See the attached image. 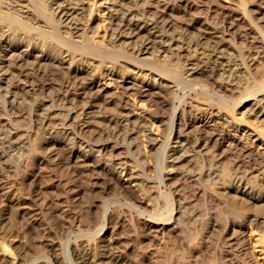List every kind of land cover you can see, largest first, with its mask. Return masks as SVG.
Listing matches in <instances>:
<instances>
[{
	"label": "bare ground",
	"instance_id": "bare-ground-1",
	"mask_svg": "<svg viewBox=\"0 0 264 264\" xmlns=\"http://www.w3.org/2000/svg\"><path fill=\"white\" fill-rule=\"evenodd\" d=\"M12 1L0 0L5 17L9 12L4 21L19 24L29 34H50L58 49L42 39L10 35L0 25V104L13 111L29 97L34 126L50 135L42 142L49 147L43 161L56 164L65 176L44 181L50 183L45 192L56 198L50 207L45 200L40 203L45 193H40L41 185L37 189L48 172L31 161L18 162L24 167L21 184L29 185L25 197L15 199L13 193L10 200L3 178L0 224L14 210L29 224L30 245L44 257L28 258L23 242L12 239L6 242L16 254L5 243L0 261L152 264L151 259L129 257L132 245L117 237V224L124 220L112 207L125 198L139 220L162 238L160 244L165 232H171L169 264H264V80L254 91L241 89L234 79L236 73H261L264 0H237L238 5L221 0H29L39 4L33 9L22 7L26 0ZM170 60L177 61L178 69L165 74L162 63ZM177 80L188 88L178 107ZM187 99L191 105L185 109ZM161 109L170 111L169 117H159ZM12 133H2L0 145L10 144L15 152L13 143L23 140ZM153 150L156 162L151 160ZM94 171L106 179L100 183L103 177L97 173L99 178L87 177ZM152 172L158 173V187L149 178ZM100 184L106 198L88 206L90 212L104 208L95 223L99 234L73 244L56 240L54 229L66 227L63 221L74 211L71 203L77 205ZM156 196L161 205L153 218ZM77 215L69 225L76 231ZM165 259L164 264L170 260Z\"/></svg>",
	"mask_w": 264,
	"mask_h": 264
},
{
	"label": "rangeland",
	"instance_id": "rangeland-1",
	"mask_svg": "<svg viewBox=\"0 0 264 264\" xmlns=\"http://www.w3.org/2000/svg\"><path fill=\"white\" fill-rule=\"evenodd\" d=\"M17 1V0H16ZM15 1V2H16ZM25 1V0H24ZM29 0H26L25 2H21V5L23 4V8L25 9V8H29V7H31L32 9H33V7H32V5L34 4V2L33 1H36V2H38L37 0H33L32 2V5H31V0L28 2ZM223 3H225V4H227V5H238V1L237 0H221ZM13 2V4L15 3L14 1H12ZM35 2V4H37V5H33L34 7H37L39 4L38 3H36ZM8 3V2H7ZM30 3V4H29ZM1 5H3V4H1ZM24 5H25V7H24ZM27 5V6H26ZM30 5V6H29ZM1 7H3V6H1ZM0 7V8H1ZM18 7H21L20 6V4L18 5ZM21 7V8H22ZM3 10V12L1 13V11ZM0 10V17H5V15H6V12H7V10L3 7V8H1ZM5 10V11H4ZM5 12V13H4ZM2 14H3V16H2ZM5 14V15H4ZM8 15L7 16H9V12L7 13ZM7 16L5 17V18H0V25H3V26H6L5 27V30H6V32L7 33H10V35L11 34H13V35H16V36H21V37H19V38H22V39H33L34 41H40L41 39L44 41V43H46L51 49H53V50H56V48L58 47L56 44H58L57 42H56V39L54 38V37H49L50 36V34H47L48 35V37H46L45 35L43 36V34H40L39 35V33H37L39 36H37L36 35V33L34 32H30V34H29V30L27 29V30H25V29H23L22 28V26H20L19 24H15V23H13V24H9V22L8 21H4V20H7ZM3 20V21H2ZM5 22H8V24L7 23H5ZM15 24V25H14ZM14 25V26H13ZM9 26H10V28H9ZM19 26V27H18ZM22 28V29H21ZM8 30V31H7ZM24 30V31H23ZM14 32V33H13ZM18 32V33H17ZM17 33V34H16ZM27 33V34H26ZM32 33V34H31ZM21 34V35H20ZM22 35H24V36H22ZM27 35V36H26ZM31 36V37H30ZM37 36V37H36ZM26 37V38H25ZM43 37V38H42ZM54 38V39H53ZM41 40V41H42ZM43 41H42V43H43ZM57 46V47H56ZM56 47V48H55ZM58 49V48H57ZM150 59L151 58H149L148 57V60H147V62H149L150 61ZM170 63V64H169ZM163 64V67H164V73L166 74L167 72H171V70H175V69H178V64H177V61H172L171 62V60L170 61H168L167 63H162ZM160 66H161V64H160ZM167 67V68H166ZM258 68H260V67H258ZM262 68H263V70H262ZM260 72L261 73H256V75H255V73L254 72H251V73H249V72H247V73H244V72H242V74H237L236 73V77L234 78L235 79V83H237L240 87H241V89H244V88H246V87H249L250 89H254V91H259L260 89H261V85L263 84V80H264V74H263V72H264V65H263V67L261 66V69H260ZM250 74V75H249ZM258 74V75H257ZM260 74V75H259ZM53 78V80H55V79H58V77L57 76H53L52 77ZM141 79H144V80H146V81H148V78H145V77H140ZM159 79V78H158ZM218 80H220L221 81V78L220 79H218ZM176 81V80H175ZM177 82L180 84L181 82L179 81V80H177ZM200 83H202L201 81H199ZM200 83H198V84H200ZM182 89V90H181ZM180 90H181V92H180ZM183 90H185V92H187V90H188V88H186V89H183V86H182V84H180V85H178V87H177V91H179V96H178V98H177V100H175V106L176 107H178V106H180V100L182 99L181 97L183 96ZM48 94H46V95H44V97H48L47 96ZM163 96H164V94H163ZM167 96V95H166ZM166 96H164V97H166ZM51 97V96H50ZM193 97H194V95H193ZM1 98H2V96H0V101H4V100H1ZM27 98H28V100H29V97H26L25 98V100H24V103H22L21 105L19 104V108H17L16 110H18V111H16V110H9V107H7V105L6 104H4V102H1V104L3 105H1L0 106V124L1 123H3V125L1 124L0 126L2 127H0V135H2V137L4 138V136L6 137V136H11V131L13 132L12 133V136H15V134H16V136H15V138L17 139L18 137H20V138H18L19 140L20 139H22L23 141L21 142V145H17L16 143H13V146H14V144H15V147H16V150H15V152L13 151V150H11V148L9 147V145L8 144H4V145H0V152H1V157L2 158H4V159H1L0 158V166L2 165L3 167H6L5 169L1 166L0 167V173H2L1 175H0V184L3 182H5V180H6V183H7V187H9L8 188V190H10V192H9V195H11V196H9L8 195V198L10 199L12 196H13V193H14V198L15 199H17L18 197L20 198V196H26L27 194L26 193H28V190H29V185L28 184H25V185H22L21 184V182H22V171L24 170V167H23V165H20L19 163H21V161H24V162H26V161H31V163H33V164H35L36 166H38L37 167V169L38 170H44V171H46V172H48V173H50V174H48V173H46V179L47 180H41L42 181V184H40L41 183V181H40V183H38V185H37V189L39 190L40 188H41V194H44L45 193V195H44V197L45 198H43V199H41V201H40V203L41 204H43L42 203V201L44 202V200H45V202L46 203H48L47 205H49V207H50V204H49V202H51L52 200L54 201V200H56V198H55V196L53 195V197H54V199H52L53 197L49 194V192H48V194H47V192H45V188H46V186L48 185V184H50L51 182H55L54 180H57V179H60V178H63V176H65V175H63L62 174V171L63 170H61L60 168H56V164H53V165H51V166H48V165H46L45 164V162L43 161V159H45V157L47 156V155H49V147H47L44 143H42L46 138H49V134H45V133H43L42 131H39V130H37V128L36 127H38V125L36 126V124H35V126H34V124H33V122H34V118H33V112H32V110H31V105H30V103H29V101L27 100ZM166 98H169V100H171V102L173 101L172 99H173V97L172 98H170V97H166ZM2 99H4V98H2ZM168 100V99H167ZM19 101V100H18ZM163 101V100H162ZM180 101V102H179ZM191 100H189V99H187V100H185V103H183V105H184V108L185 109H187L190 105H191V102H190ZM159 103H161V101H159ZM4 109H3V108ZM5 107H6V109H5ZM9 111H11V112H9ZM23 109V110H22ZM5 110H7V111H5ZM22 111H24V113H22ZM2 112V113H1ZM7 112V113H6ZM13 112V113H12ZM14 113H15V115H17V113H18V117L16 116L15 117V115H14ZM31 113V115H28V114H30ZM41 113V112H40ZM165 113V114H164ZM11 114V115H10ZM23 114V115H22ZM162 114V115H161ZM171 113H170V111H168V110H166V109H161L160 111H158V116L159 117H164L165 115L167 116V117H169V115H170ZM9 115V116H8ZM12 115L14 116V117H12ZM20 116V117H19ZM32 116V117H31ZM165 116V117H166ZM1 117H2V119H1ZM13 119V120H12ZM3 120V121H2ZM9 120V121H8ZM10 120H12V121H10ZM15 120H17L16 122H15ZM32 120H33V122H32ZM5 122V123H4ZM9 122V123H8ZM14 122V123H13ZM37 123V122H36ZM10 124V125H9ZM11 126V127H10ZM5 127V128H4ZM10 127V128H9ZM4 128V129H3ZM11 128H13V130L11 129ZM8 129V130H7ZM16 131H15V130ZM2 130V131H1ZM4 130V131H3ZM9 130H11V131H9ZM17 130L19 131V132H17ZM6 131H7V133H6ZM8 131H9V134H8ZM37 131V132H36ZM163 136L164 137H166L167 135H168V131H167V128L164 126V128H163ZM16 132V133H15ZM28 134H27V133ZM40 132V133H39ZM167 132V133H166ZM2 133H4V136H3V134ZM20 133V134H19ZM6 134V135H5ZM14 134V135H13ZM22 134H26V135H22ZM20 135V136H19ZM18 136V137H17ZM29 137V138H28ZM15 139V140H16ZM17 139V140H18ZM26 141H25V140ZM16 140V141H17ZM15 141V142H16ZM18 142V141H17ZM23 143H25V144H23ZM27 143H28V145H27ZM23 145V146H22ZM27 145V146H26ZM6 147V148H4V147ZM19 146H21V147H19ZM10 149H9V148ZM26 147H27V149H26ZM19 148V149H18ZM23 148H25V149H23ZM43 148V149H42ZM44 148H46V149H44ZM7 149V151L6 152H2V150L4 151V150H6ZM29 149V150H28ZM141 149H142V147H141ZM26 150H27V152H26ZM46 150H48L47 152H46ZM66 150V149H65ZM18 151V152H17ZM21 151V152H20ZM44 152V153H43ZM5 153L7 154V155H5ZM8 153H9V155H8ZM11 153V154H10ZM45 153H46V155H45ZM151 153H152V157L153 158H151V160L152 161H155L156 162V151H151ZM3 154V155H2ZM125 154V153H124ZM11 155H12V158H11ZM14 156V157H13ZM17 156V157H16ZM43 156H44V158H43ZM5 157H6V159H5ZM19 157V158H18ZM10 158V160H8ZM17 158V159H16ZM16 159V160H15ZM21 159V160H20ZM26 159V160H25ZM41 159H42V161H41ZM5 160H6V162H5ZM18 160V161H17ZM33 161V162H32ZM5 162V163H4ZM9 162H10V164H9ZM19 162V163H18ZM3 163V164H2ZM7 163V164H6ZM11 163H12V165H11ZM16 163H18V164H16ZM6 164V165H5ZM15 166H14V165ZM29 164H30V162H29ZM9 167H8V166ZM21 166V168H20V166ZM56 165V166H55ZM10 166H11V169H10ZM18 166V167H17ZM46 166V167H45ZM53 166V167H52ZM12 167H17L16 169L17 170H13V168ZM42 167V168H41ZM19 168V169H18ZM41 168V169H40ZM50 168V169H49ZM1 169H3V171H1ZM10 169V170H9ZM21 169V170H20ZM58 169V170H57ZM10 172H9V171ZM42 170V171H43ZM48 170V171H47ZM52 170V171H51ZM54 170V171H53ZM4 171H6L5 173H3ZM56 171V172H55ZM7 172H9V173H11V174H9V173H7ZM17 173H19V174H17ZM55 173V174H54ZM95 173H97V175L98 176H100V178L101 177H103V178H101L100 179V183H102L103 181H104V179H106L104 176H103V174H100V172H97V171H94V174H93V172L91 173V175H89V176H87V177H89L90 179H93L95 176V178H99ZM4 174V175H3ZM6 174V175H5ZM62 174V175H61ZM9 175V176H8ZM18 175H20V177L18 176ZM47 175H49L50 176V178H49V176H47ZM1 176H2V178H1ZM17 176L19 177V178H17ZM55 176V177H54ZM92 178H91V177ZM8 177V178H7ZM51 177H52V179H51ZM59 177V178H58ZM5 180H4V179ZM10 178V179H9ZM44 178V179H45ZM57 178V179H56ZM65 178V177H64ZM146 178V177H145ZM149 178H151L152 180H153V182H155V185H156V187H158V173L157 172H152L151 174H150V177ZM2 179H3V181H2ZM13 179V180H12ZM49 179V180H48ZM103 179V180H102ZM10 180H12V181H10ZM17 180V181H16ZM19 180H20V182H19ZM51 180H53V181H51ZM50 182V183H48V184H46L45 182ZM102 181V182H101ZM9 182V183H8ZM14 182H15V186H14ZM44 183H45V185H44ZM9 185V186H8ZM17 185H19V186H17ZM41 185V186H40ZM101 185L102 184H100V185H98V186H96V191H99V192H94V193H92L91 195H89V197L88 196H84V197H82V198H80V200L79 201H77V205H75L76 203H71V208H69L70 210H71V212L73 211V213L72 214H70L71 215V217H75V215L76 214H78L77 216L79 217L78 218V221H79V219H80V222H77V224H76V226L79 224L80 226V228H79V230H75V229H72L70 226H72V224H73V219L69 216V217H67V219L66 220H64L63 222L65 223V226L68 228V229H66V227L62 230H60V229H54V231L56 232L55 233V235H56V237H54V238H56V240H57V238L60 240H58L59 242H62L63 244H73V243H75V242H77L78 240H89L90 238H94V236H97L98 234H99V231H98V229H97V227H96V225H95V223L98 221V219L99 220H101L102 219V217H103V213H104V208L103 209H99L98 211H92V212H90L89 210H88V206H89V204L91 203V202H94V203H98V202H102L106 197H103L104 195H103V191H101L102 190V187H101ZM11 186V187H10ZM39 186H40V188H39ZM17 187V188H16ZM21 187V188H20ZM12 188V189H11ZM100 188V189H99ZM16 189V190H15ZM21 189H23V190H21ZM26 193H25V192ZM101 191V192H100ZM20 192V193H19ZM23 192V193H22ZM12 193V194H11ZM19 193V194H18ZM22 193V194H21ZM102 193V194H101ZM16 194V195H15ZM25 194V195H24ZM18 195H20V196H18ZM50 195V196H49ZM101 195V196H100ZM49 196V197H48ZM13 197H12V199H10V200H14L13 199ZM41 197H43V195H41ZM52 197V198H51ZM100 197V198H99ZM119 197V196H118ZM2 193L0 192V204H2V205H4V202H5V199H4V202L2 201ZM50 199V201H49V199ZM90 198V199H89ZM93 198V199H92ZM102 198H104V199H102ZM158 198V196H156V197H154V200H153V206H154V210L153 211H151L150 212V214H151V216L153 217V218H156V213L158 212V208H159V206L161 205V203H160V201H159V199H157ZM48 200V201H47ZM90 200V201H89ZM16 201V200H15ZM52 201V202H53ZM117 201V200H116ZM131 201V200H130ZM3 202V203H2ZM51 202V203H52ZM55 202V201H54ZM53 202V203H54ZM72 202H74L73 201V199H72ZM126 202H128L125 198H120V200L119 201H117V202H115L116 204L112 207V210H114V212L116 213L115 214V216L117 217V218H120V219H123L124 220V222L122 223V222H118L119 224H117L118 225V227L119 228H117L118 229V233H117V237H118V239H121L122 241H123V244L124 245H126V246H130V245H132V246H130V247H128L129 249H130V252L128 253V255H129V257H131V258H133V259H142V258H147L148 259V261L150 260V262L152 263V264H164V262H162L163 261V259H165L166 257H164V256H167L168 258H166L167 259V261H168V259H170L168 262H165V264H169V262L171 261V255H172V251H173V240H172V234H171V232L169 231V230H167L166 232H165V234H164V236H166V237H164L163 239H165V240H163V244H160V241L162 240V238L159 236V235H157V233L155 232V230L153 229H150V228H148V227H146V225H145V223H144V220L143 219H141V220H139L140 218H139V215H138V213H135V211L133 210V209H131L129 206H128V204L126 203ZM53 203L51 204V205H53ZM126 203V204H125ZM125 204V205H124ZM2 205H0V211H1V209H2ZM47 205H45V203H44V205L43 206H46L47 207ZM2 206V207H1ZM86 206V207H85ZM75 208V209H74ZM130 208V209H129ZM44 212H45V214H46V211L44 210ZM101 212V213H100ZM153 212V213H152ZM1 214V213H0ZM72 215H74V216H72ZM122 215V216H121ZM8 221L7 222H5V223H2V224H0L1 226H0V254H3L4 253V248H3V244L5 245V243L8 245V243L6 242V240H12V239H15V240H19V241H21V242H23V244L25 245V247H26V250H25V253H26V256L28 257V258H30V259H32L33 258V260L34 259H37V258H43L44 257V255L42 254V252L41 251H39L37 248H34V247H32L31 245H30V238H31V236H32V233L29 231V224L27 223V222H25V221H23L22 222V220L16 215V213H15V211L14 210H10L9 211V213H8ZM124 216V217H123ZM132 217H134V218H132ZM127 218V219H126ZM72 219V220H71ZM132 219H133V221H132ZM70 220V221H69ZM139 220V221H138ZM66 221H68V222H66ZM141 221H143V222H141ZM70 222H71V224H70ZM128 222V223H127ZM131 222V223H130ZM141 222V223H140ZM1 223V222H0ZM69 223V224H68ZM130 223V224H129ZM4 224V225H3ZM51 225H52V223H50ZM116 224V223H115ZM28 225V226H27ZM70 225V226H69ZM123 225V228L121 227ZM127 225V226H126ZM144 226V228H142L143 226ZM142 226V227H141ZM146 228V229H145ZM70 229V230H69ZM142 230V232H141V230ZM57 230V231H56ZM60 230V231H59ZM68 230V231H67ZM72 230H73V232H72ZM75 230V231H74ZM135 230H139V231H136L135 233H133ZM144 230H146V232H145V234L143 233V231ZM151 230V231H150ZM59 231V232H58ZM70 231V232H69ZM120 231V232H119ZM150 231V232H149ZM149 232V233H148ZM136 233H138V234H136ZM155 233V234H154ZM170 233V234H169ZM130 234L132 235V236H134V235H136V236H134V237H132V236H130ZM140 234L141 235H143V237L145 236V237H147V239L145 238H142V236H140ZM147 234H150L149 236L151 237H149V236H147ZM156 235H157V237L158 238H156L155 239V237H156ZM119 236H121V237H119ZM123 236H124V238L126 237L127 238V236H128V238H130V239H124L123 238ZM155 236V237H154ZM2 237V238H1ZM142 238V239H140V238ZM171 237V238H170ZM137 238H139V239H137ZM149 238H150V240H149ZM4 239V240H3ZM3 242H2V241ZM132 240V241H131ZM136 240V241H135ZM141 240H143L142 242H141ZM155 240V241H154ZM157 240V241H156ZM164 241H165V243H164ZM130 242V243H129ZM132 242V243H131ZM159 243L160 244V246H159V244L157 245L156 243ZM129 244V245H128ZM7 245H5V246H7ZM134 245V246H133ZM141 245V246H140ZM164 247H163V246ZM162 246V247H161ZM8 247H9V249H10V251H11V253H12V250H13V253H14V255L16 254V251H17V249L16 248H14V246L13 247H10L9 245H8ZM8 247H6V248H8ZM3 248V249H2ZM13 248V249H12ZM148 248V249H147ZM162 248V249H161ZM163 248H165V249H163ZM133 249V250H132ZM172 249V250H171ZM163 250H165V251H163ZM147 251V252H146ZM163 251V252H162ZM3 252V253H2ZM150 252V253H149ZM12 253V254H13ZM151 254V255H150ZM168 254H170V255H168ZM138 255V256H137ZM142 255V256H141ZM148 255V256H147ZM164 255V256H163ZM62 256V255H61ZM141 256V257H140ZM157 256V257H156ZM170 256V257H169ZM139 257V258H138ZM163 258V259H162ZM70 260H71V258H69ZM166 259L164 260V261H166ZM162 260V261H161ZM2 261H0V263H1ZM4 262H5V260L1 263V264H4ZM7 262V261H6ZM6 262H5V264H6ZM75 263V261H73V258H72V260H71V263ZM8 263V262H7ZM9 264V263H8ZM171 264V263H170Z\"/></svg>",
	"mask_w": 264,
	"mask_h": 264
}]
</instances>
